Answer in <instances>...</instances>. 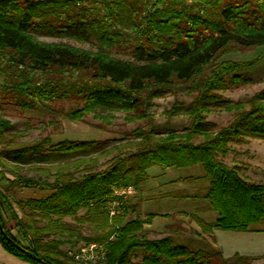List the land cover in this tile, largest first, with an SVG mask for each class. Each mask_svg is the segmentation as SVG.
Wrapping results in <instances>:
<instances>
[{
    "label": "trees",
    "instance_id": "1",
    "mask_svg": "<svg viewBox=\"0 0 264 264\" xmlns=\"http://www.w3.org/2000/svg\"><path fill=\"white\" fill-rule=\"evenodd\" d=\"M37 35L90 43L95 51L39 42ZM126 42L129 58L112 56ZM262 45L264 0H0L5 99L72 122L90 115L108 126L117 113L125 122L146 121L121 140L52 144L44 137L25 143L0 112V176L6 168L12 184L50 191L43 199L15 204L21 218L0 191L2 248L31 264H77L58 247L60 238L78 237L104 244L106 264H249L252 259L245 256L224 259L218 252L191 251L170 237L148 240L142 227L154 215L127 219L126 205L127 213L110 218L103 208L111 187L136 188L151 167L201 165L203 176L187 181L206 183L195 198L216 214L212 222L190 216L202 233L248 232L264 225V183L246 182L236 166L218 159L229 143L264 141V91L237 102L217 94L227 83L250 81L238 71L251 66L218 59L231 48ZM177 84L192 100L175 104L171 114L187 115L190 125L159 134L148 111L153 99ZM63 102L65 109L58 106ZM215 109L231 112L233 120L221 128L206 121ZM5 209L29 238L27 245L10 235ZM67 217L92 235L82 237L63 221Z\"/></svg>",
    "mask_w": 264,
    "mask_h": 264
},
{
    "label": "rangeland",
    "instance_id": "2",
    "mask_svg": "<svg viewBox=\"0 0 264 264\" xmlns=\"http://www.w3.org/2000/svg\"><path fill=\"white\" fill-rule=\"evenodd\" d=\"M39 42L48 44H64L75 49L95 51V48L86 42H81L75 39L69 38H54L45 36H35ZM128 41V40H127ZM126 45H122L120 49L112 51V56L121 59H127L130 56V49L126 48ZM218 61H235L242 63H250L251 66L238 71L244 78H248V82L239 83H227L226 89L222 92H218L223 100L237 102L246 101L250 99L254 94L264 91V45L250 49H238L231 48L227 53L223 54ZM3 76L0 75V112L3 117L8 120L14 131L22 133L18 137V141L25 143H32L39 141L41 138L47 137L52 144L62 140L70 141H104V140H121L126 133L131 132L137 126H145L146 121H134L125 122L123 114H114L115 119L110 121L108 126L101 125L100 120H94L92 117L86 116L83 122H72L67 119H63L57 114H50L46 111L40 110H23L15 105V101L12 99H5V91L3 89ZM191 97L188 95L186 88L183 85L177 84L172 87H168L165 93L158 98L152 100V107L149 109L148 114L151 115L152 125L155 127L157 133L162 134L169 131L180 132L182 129L190 125V118L183 114L172 115L171 110L175 104L189 103ZM59 107L67 108L68 102H63ZM55 107V106H54ZM57 108V106H56ZM205 120L217 125L218 128L225 127L233 120L231 112L225 109H215L205 115ZM94 125L102 126L101 128ZM220 162L228 167L236 166L239 169L240 176L248 183H264V141L259 139H249L244 143L228 144V151L225 155L218 156ZM107 159H102L100 162H104ZM25 174V172L23 171ZM28 176H38L33 172L28 173ZM13 176L7 172V169H3V175L0 176V191L9 196L13 203L12 209L18 218L22 217V213L15 204L23 203L28 199H43L50 194L48 190H37L32 188H24L17 184H12L10 181ZM50 180V179H48ZM184 185H181V187ZM186 186V185H185ZM187 192L196 195H202L205 192V185L196 184L195 188L186 186ZM137 190V189H136ZM135 199V198H134ZM133 199V200H134ZM127 205L131 207L133 201ZM199 202V200L191 201V203H185L183 207H189ZM205 202V201H203ZM206 203V202H205ZM207 204V203H206ZM156 210H172L177 205L172 202H155L153 203ZM180 207H182L180 205ZM125 212L127 210L124 208ZM212 211V210H211ZM23 212L26 213V208H23ZM124 212V211H123ZM213 212V211H212ZM82 212L79 213V215ZM127 219L134 218L136 215L128 210ZM144 218V216H143ZM4 220L6 221V227L14 230L16 237L23 242H28V237H24L20 234L15 227V222L11 217V213L5 209ZM65 222L74 225L82 237H89L92 232L85 225L76 224L72 218H64ZM264 227V226H263ZM144 228V227H143ZM163 228L160 225L149 227V229H143V233L148 240H158L164 237L158 233ZM225 238H220L223 245L231 250L237 251L244 247H250L251 241L245 234L227 233ZM230 234V235H229ZM61 244L59 250L68 255L85 242L78 237H62L60 238ZM250 242V243H249ZM260 245L264 244L262 239H259ZM204 247L203 244L199 246ZM137 259H133L136 262ZM249 264H264L263 254L261 256H253Z\"/></svg>",
    "mask_w": 264,
    "mask_h": 264
},
{
    "label": "crops",
    "instance_id": "3",
    "mask_svg": "<svg viewBox=\"0 0 264 264\" xmlns=\"http://www.w3.org/2000/svg\"><path fill=\"white\" fill-rule=\"evenodd\" d=\"M1 171V168H0ZM203 176L201 165H194L185 168H161L158 166L151 167L146 171V177L136 185L137 196L131 204L130 212L141 218L148 214L154 215L149 224L143 225V229L160 225L163 229L158 231L161 237H170L177 246H183L191 251L203 250L207 253L218 252L224 259H229L234 255L245 256L253 259V256L264 254V225L255 226L252 231L232 232L248 235L251 241L250 247H244L237 251L231 250L220 241L230 232L221 230H212L211 233H202L200 228L190 219V216H196L206 222H212L216 218L215 212H212L208 204L203 199L195 198L196 194L187 192L186 186L195 188L196 184L205 182H189L188 179H196ZM181 185H184L181 187ZM186 185V186H185ZM198 196V195H197ZM199 200L195 205L183 207L185 203ZM172 202L176 206L172 210H156L153 203L155 202ZM132 203V202H131ZM180 205L182 207H180ZM11 227L10 235L21 242ZM10 229V228H9ZM230 235V234H229ZM25 245L26 243L23 242ZM250 243V242H249ZM203 244L204 247L200 248ZM0 264H31L7 253L0 244Z\"/></svg>",
    "mask_w": 264,
    "mask_h": 264
},
{
    "label": "built area",
    "instance_id": "4",
    "mask_svg": "<svg viewBox=\"0 0 264 264\" xmlns=\"http://www.w3.org/2000/svg\"><path fill=\"white\" fill-rule=\"evenodd\" d=\"M137 196V190L132 184L111 187L106 196L104 211L111 218L123 213L126 205ZM27 245V243H26ZM77 264H106L104 244L85 243L74 252L68 254Z\"/></svg>",
    "mask_w": 264,
    "mask_h": 264
},
{
    "label": "water",
    "instance_id": "5",
    "mask_svg": "<svg viewBox=\"0 0 264 264\" xmlns=\"http://www.w3.org/2000/svg\"><path fill=\"white\" fill-rule=\"evenodd\" d=\"M33 259H36L35 257Z\"/></svg>",
    "mask_w": 264,
    "mask_h": 264
}]
</instances>
